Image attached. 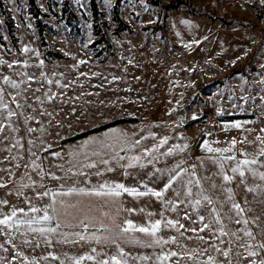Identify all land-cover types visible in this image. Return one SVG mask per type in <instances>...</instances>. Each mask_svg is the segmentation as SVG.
<instances>
[{
    "label": "rangeland",
    "instance_id": "obj_1",
    "mask_svg": "<svg viewBox=\"0 0 264 264\" xmlns=\"http://www.w3.org/2000/svg\"><path fill=\"white\" fill-rule=\"evenodd\" d=\"M1 1L0 220L57 230L0 224V264H261L264 3L36 0L44 47L29 0ZM105 183L148 194H60Z\"/></svg>",
    "mask_w": 264,
    "mask_h": 264
},
{
    "label": "snow or ice",
    "instance_id": "obj_2",
    "mask_svg": "<svg viewBox=\"0 0 264 264\" xmlns=\"http://www.w3.org/2000/svg\"><path fill=\"white\" fill-rule=\"evenodd\" d=\"M261 2L264 3V0H261ZM25 51H27V49H25ZM5 82L6 83L10 82L12 84V87H14V88L19 87V85L15 81H9V79L7 77H5ZM0 91H2V90H0ZM0 100H2V96H0ZM0 106L5 107V108L7 107L6 104L0 105ZM8 115L12 116V115H14V113L9 111ZM241 126L242 125L240 122H236V123L230 125V127H235V128H240ZM226 127H228V126H226ZM111 131L113 133L117 132L116 129H112ZM258 139H259V137H258ZM90 142L91 141H86L85 145H87V143H90ZM166 142H167V137H165L163 140H161L160 143L163 144ZM136 143H139V141H137ZM235 143H236V141L233 140L232 144H235ZM184 147H187V145H185ZM204 147H206L208 149V151H210V152L211 151H216V152H229V151H231V148L213 149V148L208 146L207 142H205ZM93 154L98 155L99 153H93ZM169 154H171V150H169ZM260 154L264 155V149H261ZM55 155H59V153H56ZM232 158L233 157H226V159H232ZM131 159L138 160L139 158L138 157H132ZM103 163L107 164L108 161L105 160V161H103ZM255 163H256L255 159H253V160L245 159V160L241 161L240 163H238L237 166L232 169V171L233 172H239L240 176L243 177L244 171L241 169L240 164L248 165V164H255ZM35 166L38 167V165H35ZM88 167H94V165L89 164ZM109 171H111V169H109ZM97 174L99 175V173H97ZM253 174L254 175L256 174L255 171H253ZM259 175H260L261 179H264V173H260ZM173 179H175V177H173ZM224 179L226 181H230L232 179V177L225 175ZM169 183H171V181ZM165 187L167 188L168 185H166ZM249 190L254 191V189H249ZM121 191L127 192L130 195H135V196H142V195L148 194L146 192H139L134 188H127L123 184H116L115 186H111V185H108L107 183L101 185L99 189L86 190L84 188H80V189L70 188V189H68L67 192L60 193V194L70 195L73 192H79V193H83V194H87V195H97V196L115 195V196H119L121 194ZM149 191H151V190H149ZM229 191H231V190L229 189ZM162 194H163L162 192H152V195H155L157 197H161ZM43 195H49V193L45 192V193H43ZM52 195H53V203H55V195H57V194L53 193ZM204 199L208 200V197H204ZM3 203H6V201H3ZM196 203L199 204V201H196ZM209 203H211L210 200H209ZM52 206L53 205H49V207H52ZM233 207L239 209L238 204L233 205ZM239 210L243 211V209H239ZM20 211H23V209H20ZM30 211L39 212L40 209L33 207L30 209ZM15 216H16V209H13L11 216H5L4 219L0 220V224L7 225L9 228L13 227L16 224H24V225L28 226V231L39 232L41 235H46L47 233L55 232L57 230L56 228L33 227L34 224H40L42 222H47V221H50L53 219V217L48 214L47 209L44 210V215L42 217H31V218H28L25 220L13 221L12 218ZM201 219H203V218H201ZM10 221H11V223H10ZM160 223H161L160 221H156L151 226V228H146V227L137 228V226L133 225V223L131 221H127L128 227L124 228L122 231L123 232H129V231L138 230V231L146 232V233L150 232L152 235H155V233L159 230ZM168 223L174 225V222H172V221H169ZM244 223H247V221H244ZM57 227H59V224H57ZM205 227H207V225H205ZM221 233L224 234L222 229H221ZM245 234L248 236L252 235V233L250 231H247ZM64 235L67 236L68 234H64ZM75 235L79 236L80 239H85V237L81 236L79 233H76ZM90 238L96 239L97 241H99V239H100L99 237H96V236H92ZM105 239H107V237ZM65 242H67V241H65ZM156 242L160 243L159 240ZM25 243H28V241L26 240ZM260 247L264 248V244H261ZM121 254H123V250H121ZM249 254L252 256L256 255L255 252H250ZM171 255H176V253H171ZM224 255L227 256L228 253L225 252ZM82 259H84V258L81 257L80 260H82ZM88 259H93V257L89 256ZM163 259H167V257L165 256V257H163ZM212 259H213L212 257H209V261H212ZM80 260H77L76 264H80ZM111 260L114 262V264H127V261H121V260L117 259L116 256L111 257ZM99 264H109V262L108 261H101V262H99ZM261 264H264V261H261Z\"/></svg>",
    "mask_w": 264,
    "mask_h": 264
},
{
    "label": "trees",
    "instance_id": "obj_3",
    "mask_svg": "<svg viewBox=\"0 0 264 264\" xmlns=\"http://www.w3.org/2000/svg\"><path fill=\"white\" fill-rule=\"evenodd\" d=\"M119 2H120V0H117L116 6H115V12H116L115 13L116 14L115 17L117 19L119 18L118 13H117V6L119 5ZM29 3L31 5V12L34 15V17L36 18L38 32H39L42 44L45 47L46 46V42H45V38H44V35H45L44 34V23L40 19V10H39V8L36 5V0H29ZM0 6H2V1L1 0H0ZM91 8H92V12H93L94 18L97 19L98 15H99V10H98V6H97V1L96 0H91ZM114 123L115 122L110 123L108 125H105L104 127H107V126L112 125ZM104 127H102V128H104ZM102 128L93 129L91 131H96V130H99V129H102ZM77 137H80V136H77Z\"/></svg>",
    "mask_w": 264,
    "mask_h": 264
}]
</instances>
